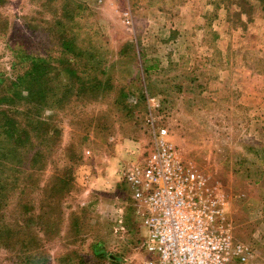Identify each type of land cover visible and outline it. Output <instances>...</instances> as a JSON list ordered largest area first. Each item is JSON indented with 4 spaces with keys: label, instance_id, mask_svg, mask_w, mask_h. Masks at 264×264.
<instances>
[{
    "label": "rangeland",
    "instance_id": "1",
    "mask_svg": "<svg viewBox=\"0 0 264 264\" xmlns=\"http://www.w3.org/2000/svg\"><path fill=\"white\" fill-rule=\"evenodd\" d=\"M31 56L55 67L48 97L16 118L52 137L33 165L0 121V264H143L121 174L159 127L224 192L233 263L264 264V0H0V97Z\"/></svg>",
    "mask_w": 264,
    "mask_h": 264
},
{
    "label": "built area",
    "instance_id": "2",
    "mask_svg": "<svg viewBox=\"0 0 264 264\" xmlns=\"http://www.w3.org/2000/svg\"><path fill=\"white\" fill-rule=\"evenodd\" d=\"M121 182L128 209L146 230L132 241L148 254L143 264H234L244 253L234 241L224 192L180 158L166 127L154 130L149 154L127 166Z\"/></svg>",
    "mask_w": 264,
    "mask_h": 264
},
{
    "label": "trees",
    "instance_id": "3",
    "mask_svg": "<svg viewBox=\"0 0 264 264\" xmlns=\"http://www.w3.org/2000/svg\"><path fill=\"white\" fill-rule=\"evenodd\" d=\"M63 47L68 52L75 50L71 41H66L63 44ZM28 59L30 60L29 68H27L23 74L17 76L16 80L11 81L7 93L0 97V121H5L1 124V129L3 130L5 139L13 144L11 149H9L8 156H13L14 158L16 156L14 154L20 152L18 151L20 147L25 148L26 144H30L33 148H35V150L33 151L31 158H27L26 160L29 159V161L34 165L41 157H43L42 151L40 148H37L39 147L38 145L44 144L45 141L50 140L52 137L51 133L48 134L47 132L45 136L40 133V131L44 133L45 129L49 127V124L47 125L44 120L35 118L33 114L29 113L27 115V117H29L27 125L21 127L20 121L16 118V116L22 114L24 111L19 108H15V106H24L26 112H29L31 110L29 105L32 103L36 104L34 105L36 107L40 105V108L45 105L48 97L46 82L55 67L46 57L31 56L28 57ZM62 59L63 61H59V63H61L63 69L70 73L71 79L73 77L75 80H82L70 64L71 60H69V57ZM100 82L101 81L99 80V86L101 84ZM73 91L74 88H71L70 86V89L66 91L60 99L67 97ZM38 112L40 113V111ZM36 138H39V141L37 145H34L33 143ZM2 156L5 157L6 155L3 154ZM31 174L32 173H29L27 176ZM3 190V183L0 180V206L3 202ZM3 230V226H1L0 223V233Z\"/></svg>",
    "mask_w": 264,
    "mask_h": 264
}]
</instances>
